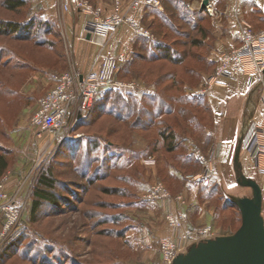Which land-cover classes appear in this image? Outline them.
<instances>
[{
  "label": "rangeland",
  "instance_id": "374dc122",
  "mask_svg": "<svg viewBox=\"0 0 264 264\" xmlns=\"http://www.w3.org/2000/svg\"><path fill=\"white\" fill-rule=\"evenodd\" d=\"M2 1L0 21L20 26L0 34V152L8 159L3 174L10 177L9 189L18 190L22 210L15 229L0 244V264H162L160 240L164 237L181 245L184 253L200 240L193 232L186 233L188 226L210 227V238L231 234L240 226V213L233 199L250 197L252 191L239 183L238 176L242 173L255 179L264 193V171L239 169L240 163H220L213 164L211 175L200 176L204 163L192 153L191 140L207 156L214 143L207 133L212 126L210 110V115L200 113V130L191 133L174 129L185 153L198 159L197 163L190 160L183 164L166 154L162 145L150 149L158 126L143 131L131 125L134 116L120 120L115 114V95L127 98L130 94L140 103L143 95L156 91L140 74H132V70L139 68L137 62L130 70L126 66L127 60L136 54L153 50L152 41L157 36L149 24L144 23L154 38L135 36L121 29L132 35L134 42L128 55L122 51L126 59L119 64L116 79L138 82V89L115 88L109 90L110 94L102 91L88 111L71 110L62 130L46 131L37 137L29 123L36 100L51 88L54 73L77 70L74 38L84 39L81 30L65 29L61 7V13L56 15L48 12L44 0H24V5L15 10L4 8ZM182 1L189 12L190 0ZM259 2L264 0H245L241 18L251 26L249 19L251 14H257ZM210 4V9L205 8L209 17L205 20H220L214 4ZM148 9L151 10L146 8L139 13L141 21ZM169 23L177 33L193 36V30L183 27L179 20L171 18ZM175 31L161 33L159 38L170 43ZM216 63L217 59L212 65L203 62L197 77L186 76L183 93L198 96L195 90L204 86ZM167 66L165 63L164 68ZM156 68L163 69L154 63L151 69ZM187 112L191 114V109ZM41 174L54 179L52 190L57 201L41 203L31 215L32 193ZM193 184L197 187L195 203L191 199ZM157 185L165 188L168 197H149L152 187ZM179 195L184 197L185 207L174 199ZM196 204L211 211L210 225L193 221L197 211H190ZM179 209L188 215L181 229L167 221L168 214H176Z\"/></svg>",
  "mask_w": 264,
  "mask_h": 264
},
{
  "label": "built area",
  "instance_id": "2783aa9c",
  "mask_svg": "<svg viewBox=\"0 0 264 264\" xmlns=\"http://www.w3.org/2000/svg\"><path fill=\"white\" fill-rule=\"evenodd\" d=\"M64 12L78 11L85 15L82 24L81 38L94 42L97 35L107 38L124 29L132 35L154 38L151 30L141 21L139 13L146 8L161 9V0H111L108 9L95 6L89 0H59ZM210 1L206 8L210 9ZM89 36V37H87ZM125 52L105 56L96 69L86 72L68 70L52 75L51 88L36 100L35 110L30 117V126L35 136L40 137L46 131L59 132L66 123L69 112L79 108L88 111L98 94L107 89L137 90L138 82H125L116 79V72L121 61L126 59ZM259 79L264 85V27L254 28L244 19L239 20V42L229 50L223 51L217 58L214 71L205 80L202 88L195 94H204L214 84H221L223 79L237 81L239 77ZM192 153L204 163L200 176H209L213 172L212 159L204 156L191 140ZM241 147L248 151L257 166L264 169V114L263 122H252L241 139ZM196 178V177H195ZM10 177H0V244L15 229L21 216L22 202L19 201L18 190L9 189ZM169 193L160 186L152 187L149 197H168ZM180 207H185V199L181 195L174 198ZM183 210L167 216L168 223L174 228H182L188 221ZM198 236L199 241L212 236L211 229L204 226L200 229L188 226L186 233ZM181 238H183L181 236ZM184 239V238H183ZM181 245L170 237L160 240L162 264H172L173 259L182 253Z\"/></svg>",
  "mask_w": 264,
  "mask_h": 264
},
{
  "label": "trees",
  "instance_id": "16d2710c",
  "mask_svg": "<svg viewBox=\"0 0 264 264\" xmlns=\"http://www.w3.org/2000/svg\"><path fill=\"white\" fill-rule=\"evenodd\" d=\"M24 3V0H3L2 6L8 10H15L22 7ZM164 8L165 14L158 15L155 24L148 25L157 36L156 40L152 41L153 50L149 48L146 54H136L133 58L127 60L126 65L130 70L137 62L139 68L135 71L132 70V74L138 76L140 74L142 78L147 80L148 84L155 86V93L143 95L140 103L130 94L127 98H121L119 94L115 95L113 108L120 120L134 116L131 123L133 127H138L143 131L148 130L151 126L159 127L156 132L157 137L151 139L153 146L150 149L156 150V145H162L163 151L168 155H173L172 159L175 161L183 164L186 161L193 160L197 163L198 159L196 157L193 159L190 156L192 153H185L174 129L179 128L180 131H190L191 133L200 130L203 125V118L200 119L199 115L201 112L208 114L210 110L204 94L193 97L187 96L183 93L182 88L185 82L184 78L186 76L197 77L203 62H207L198 50L202 48L200 35L204 30L205 19L208 17L203 10L186 11L182 0H164ZM171 18L182 22L183 27L190 29V31L193 30V34L191 32L193 36L191 37L184 32L182 34L177 33L169 23ZM18 26H20L18 23L0 21V34L9 31V29L15 31ZM163 28L166 30H163ZM171 31H175V36L170 43L159 38V36H162L161 33L167 35ZM194 31L198 33L196 34ZM181 37L184 39L181 40ZM196 50L198 53H196ZM154 63L163 69H151ZM165 63L168 66L164 68ZM210 64L212 65V63ZM149 76L153 77L150 79ZM109 90L104 91L110 94ZM188 109H191V114L187 112ZM170 166L172 167V165ZM7 167L8 159L0 152V176ZM53 187V178L44 174L39 176L32 193L31 215H34L43 202L56 203Z\"/></svg>",
  "mask_w": 264,
  "mask_h": 264
},
{
  "label": "crops",
  "instance_id": "0c3cea01",
  "mask_svg": "<svg viewBox=\"0 0 264 264\" xmlns=\"http://www.w3.org/2000/svg\"><path fill=\"white\" fill-rule=\"evenodd\" d=\"M89 1L95 6L105 9H108L110 7L109 2L111 3V0ZM221 1L210 0L212 5L214 4V12L218 14L220 20H206L203 26L204 30L200 35V41H205V45L203 44L204 51L201 55L207 62L212 64L220 52L234 48L238 44L239 20L242 17L241 15L245 13V0H239L238 2L225 0L222 5L220 4ZM44 2L48 7V12L56 15L61 13L59 0H44ZM161 3L162 9H159L160 11L154 12V10L148 9L144 12L141 17L143 23L149 25L154 24V17H156L155 19L157 21L158 15L165 14L164 0H161ZM259 3L257 5V14H251L252 16L249 19L252 27L257 31L264 27V3ZM188 10L190 12L202 10L199 0H190ZM203 11L206 10L204 9ZM62 18L65 23V29L79 32L82 29L85 15L81 12L77 13V11H71L70 13L62 11ZM194 32L196 34L198 33L197 31ZM103 38L107 39L102 35H97L94 38V42H89L75 36L74 44L76 50L74 67L77 71L86 72L91 68L96 69L101 59L105 56L115 55L122 51H125L126 55H128L131 52L129 50L134 42L132 35H126V32L119 31L110 36L108 41L103 40ZM204 38L206 40L210 38V41L207 42ZM260 84V80L250 79L247 76H241L235 82L223 79L221 84L212 85L204 95L212 116V126L207 130V133L212 135L214 143L206 153L207 156H211L212 158V166H214L213 164L218 165L220 163H233L234 165L236 163L235 158L237 157L240 168L245 169L250 167L255 172L257 170L264 171L263 168L261 169L257 166L248 151L241 147L242 136L245 134L249 125L252 122L256 124L263 122L264 86L263 84L260 86ZM219 156L221 158L220 160L218 159ZM196 188L194 184L191 185V199L194 201L193 203H195ZM261 192L263 209V189H261ZM195 211L197 213L196 216L193 215V221L210 225L209 223H211L212 217L211 211L206 212L200 204H196L190 212L194 213Z\"/></svg>",
  "mask_w": 264,
  "mask_h": 264
},
{
  "label": "water",
  "instance_id": "95a60500",
  "mask_svg": "<svg viewBox=\"0 0 264 264\" xmlns=\"http://www.w3.org/2000/svg\"><path fill=\"white\" fill-rule=\"evenodd\" d=\"M207 3L208 0H202L200 8L204 10ZM237 160L236 157V164ZM237 166L240 169L239 164ZM238 181L252 191L250 197L233 199L240 212V226L231 234L193 243L186 252L179 253L172 264H264L261 188L255 179L242 173Z\"/></svg>",
  "mask_w": 264,
  "mask_h": 264
}]
</instances>
